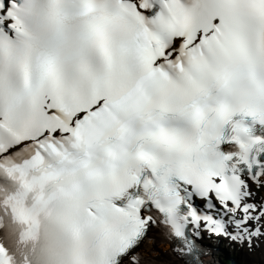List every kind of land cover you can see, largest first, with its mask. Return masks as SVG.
I'll return each instance as SVG.
<instances>
[{"label":"snow or ice","instance_id":"snow-or-ice-1","mask_svg":"<svg viewBox=\"0 0 264 264\" xmlns=\"http://www.w3.org/2000/svg\"><path fill=\"white\" fill-rule=\"evenodd\" d=\"M0 176V264L264 257V0H0Z\"/></svg>","mask_w":264,"mask_h":264},{"label":"bare ground","instance_id":"bare-ground-1","mask_svg":"<svg viewBox=\"0 0 264 264\" xmlns=\"http://www.w3.org/2000/svg\"><path fill=\"white\" fill-rule=\"evenodd\" d=\"M227 244V242L223 241ZM156 248V252L158 253V256L156 257L160 261H164L167 259V254L170 250V245L163 240H158L157 243L154 246ZM234 250V249H233ZM214 256H208L207 260L209 261V264H212Z\"/></svg>","mask_w":264,"mask_h":264},{"label":"rangeland","instance_id":"rangeland-1","mask_svg":"<svg viewBox=\"0 0 264 264\" xmlns=\"http://www.w3.org/2000/svg\"><path fill=\"white\" fill-rule=\"evenodd\" d=\"M224 246L226 247V244H224L223 247ZM227 249L231 251L230 247L228 246ZM234 252L237 254L238 260L246 264H261L262 259H264V257H262L261 253L259 252L251 256L247 255L245 252H240L236 250Z\"/></svg>","mask_w":264,"mask_h":264},{"label":"trees","instance_id":"trees-1","mask_svg":"<svg viewBox=\"0 0 264 264\" xmlns=\"http://www.w3.org/2000/svg\"><path fill=\"white\" fill-rule=\"evenodd\" d=\"M226 261H227V263H230V259H227ZM239 263H241V262H239ZM241 264H242V263H241ZM243 264H246V263H243Z\"/></svg>","mask_w":264,"mask_h":264}]
</instances>
